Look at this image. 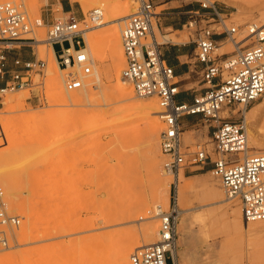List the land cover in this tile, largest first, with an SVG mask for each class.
I'll use <instances>...</instances> for the list:
<instances>
[{"label":"rangeland","instance_id":"obj_1","mask_svg":"<svg viewBox=\"0 0 264 264\" xmlns=\"http://www.w3.org/2000/svg\"><path fill=\"white\" fill-rule=\"evenodd\" d=\"M23 1L31 17L44 19L40 26L34 28V33L29 34L37 40L38 38L43 40H33L31 46L18 51L26 59L42 57L47 60L49 45L46 39L49 26L54 18L69 17L70 14L65 13L64 9H67L70 3L73 5V13L80 20H88L90 12L99 8L86 10L80 2L74 0H48V2L38 0L39 10L32 11L30 8L32 0ZM122 1H130L131 12L136 8L137 0ZM217 1L223 16L228 17L226 21L228 27H240L236 34L237 40L246 35L245 27L248 24L262 23L260 12L264 10V0L252 5L239 0L238 6ZM169 7L168 4L157 6L158 16H164V11ZM162 21L163 18L158 17L161 33L156 39L160 44L167 41L164 35L169 31L162 25ZM106 26L110 25H98L92 28H95L94 30H89L101 48L104 47ZM81 27H84L83 23ZM212 27L218 25L213 24ZM121 28L122 26L120 30ZM189 31L186 27L184 32L186 39L189 37ZM222 42L223 45L216 49L215 55H233L238 52L237 44L232 38L227 37ZM249 42L242 43V46H246ZM69 45L70 43L66 41L56 43L54 47L56 51H60ZM93 58L96 67L102 70L104 84L99 89L100 93L93 94L92 100L88 103L68 106V111L61 113L67 106L63 107L61 102L52 98L53 90L49 86L51 75L47 71L44 78V95L47 99L39 101L41 87L37 85L40 82L38 77L34 78L35 85L32 88L6 92L1 97V102L3 101L0 103L1 124L4 125L9 119L18 121L17 127L10 130L13 132L0 130V153H14L11 154L12 156L5 154L8 157L4 165L14 171V174L7 179V183L10 186L11 183L13 184L15 193H12L15 195L4 189L1 182L0 189L5 193L9 211L20 215L22 222L19 227L7 228L9 245L0 244V256L7 254L9 250L19 252L22 249H25L26 256L23 260L8 259L9 261L0 264H106L104 255L107 245L112 247L134 243L133 252L136 248L144 247L143 227L152 223L159 228L160 223L159 217L146 218L148 211L158 204L167 210L173 204L175 197L181 210L180 219L185 217L188 225V235L184 239L179 233L178 250L181 264H264V223L255 225L246 222L240 201L227 197L221 180L209 168L190 171L196 168L190 166L182 169L184 178L179 186V193L182 190L180 194L175 176L164 173L166 156L160 147V132L164 123L159 115L161 108L157 97H140L134 90L133 100L145 103L153 101L151 103L156 105L157 115L162 123L157 149V160L164 179L161 185L162 199L159 202H151L143 211L139 210V203L144 195L152 196L154 182L148 167L150 149L146 141L145 124L141 119L133 117L128 121L124 120L125 122L119 121L120 123L112 125L110 123V126L109 124L106 126L108 121L102 119L103 124L97 125L98 128L94 127L79 133L78 128L82 124L80 121L65 128L67 130L62 128L65 120L74 113L81 114L83 116L81 120L84 122V116L98 115L101 112L106 115L104 118L112 120L113 113L124 104V101L118 97H106L116 85L114 76L106 74V70L113 66L112 59L101 60L97 55ZM125 65L124 59L122 71ZM96 67L87 77L88 79L94 78ZM62 75L63 72H59V77L62 78ZM122 77L132 85L130 81L124 79L123 73ZM20 94L25 96L22 101L24 106L19 105L20 107L13 112H3L10 103L5 99ZM261 101H264V97L252 102L248 109L255 107ZM24 114L30 115L28 117L30 120H26ZM101 116L102 114L99 115L100 118ZM232 116L238 120L241 118V113L236 112ZM23 125H27V128ZM188 129L182 137L189 151L194 150L198 143H205L210 150L213 148L208 124L203 122L199 128L191 126ZM248 146V151L264 150V115L253 123ZM108 173L113 174L111 178L108 177ZM16 183L18 187H14ZM215 189L220 190L223 196L217 197ZM167 196L170 199L168 204L164 201ZM233 210L241 211L240 220L244 227L250 229L248 233L241 232L234 225L237 215ZM26 214H30V217ZM141 216L145 218L142 219ZM26 221L29 225L31 223L30 227H33V230L29 229L22 239L20 229L25 226ZM1 228L6 226L0 225ZM71 240L75 242L77 240V243L72 244ZM180 241H183L182 245ZM9 247L11 249H8ZM71 260L74 263L70 262ZM110 264H113L112 259Z\"/></svg>","mask_w":264,"mask_h":264},{"label":"built area","instance_id":"obj_2","mask_svg":"<svg viewBox=\"0 0 264 264\" xmlns=\"http://www.w3.org/2000/svg\"><path fill=\"white\" fill-rule=\"evenodd\" d=\"M160 1L137 0L135 11L124 21L121 39L126 61L122 71L124 78L132 83L138 96H155L159 100V114L164 123L160 132V147L166 156L164 169L178 177L185 167H196L190 171L209 168L221 180L227 197L240 201L246 222L264 221V152L247 153L245 124V110L264 97V24H248L246 35L237 40L240 27H228V17L219 10L218 1L197 0L203 12H193L187 27L199 32L197 59L204 63L203 80L208 87L192 102L176 103L179 90L174 68L167 63L161 44L151 36L154 19L159 17L156 8ZM69 14L66 19L54 18L47 37L58 67L63 70L67 92L81 89L84 79L96 67L84 33L102 21L104 11L93 9L88 20ZM42 20V17H31L23 0H0V103L6 92L32 88L35 77L40 79L37 83L41 87L39 101L47 99L44 78L48 61L38 57L26 59L18 52L36 40L29 34L42 24ZM213 24L218 27H212ZM221 35L232 38L239 45L236 54L215 55L220 42L216 37ZM245 40L250 42L242 46ZM66 41L69 46L55 50L56 43ZM240 105H243L238 110L241 118L237 120L232 115ZM226 108H230L229 113L222 116L221 111ZM189 115H201L203 122L208 124L213 142L211 150L205 143L196 144L192 151L185 146L182 119ZM158 212V240L136 248L130 256L131 264H176L181 213L176 197L167 210L160 205ZM21 222L20 215L9 211L5 193L0 189V225L6 226L0 229V244L9 245L8 229L19 227Z\"/></svg>","mask_w":264,"mask_h":264},{"label":"bare ground","instance_id":"obj_3","mask_svg":"<svg viewBox=\"0 0 264 264\" xmlns=\"http://www.w3.org/2000/svg\"><path fill=\"white\" fill-rule=\"evenodd\" d=\"M74 1L80 2L81 5H83V7L86 10L92 9L95 7H99L101 9H103V11L105 10L104 11V17H103L102 21L99 22L98 24L92 26L88 30H86L84 33V37H85V41L87 43V49H88L90 55H92V56L97 55V57L100 58L101 60H104L107 58L112 59L113 66L111 68L108 67L109 69L106 70V74L110 75L111 77L114 76V78L116 79V85H114L115 87L113 88V90L111 91L110 94L106 95V97H118L124 101V104H122V106L120 107L119 110L116 109L118 111L113 113V117H112L113 119L112 120L109 119L111 122L108 119L104 118L105 114H103L102 112H101V114H102L101 118L99 117V115H101V114L93 115V116H87V117L84 116L85 122L83 120H81L83 118V116L81 114H75L74 113L73 115H71V117H69L68 119L65 120L66 122L63 123L64 125L62 128L63 129L69 128L70 126H73L76 123V121H80V123H82V124L78 128V133H79V132H82V131L96 127L97 125L102 123L101 122L102 119L108 121L107 124L104 121V125L106 124V126H107L109 124V126H110V123H111V125L114 123L117 124V122H119V121L125 122L124 120L128 121L129 119H131L133 117H139L141 119L142 123L145 124V132H146V137H147L146 141H147L149 149H150V152L148 151L150 153V156L148 157L149 158L148 167H149V171L151 174V179L154 182V191H153L152 196L149 197V195L148 196L144 195L143 198L141 197L142 200L139 203V207H138L139 210L140 211L146 210V208L148 206H150L151 202H159L162 199L161 185L163 184L164 179H163V176L161 173L160 163L157 160L158 136H159V131H160V127H161L162 123L160 122V119H159L160 114L157 115L158 110H157L156 105L151 103L153 101H151L150 103H145V102H137V101L133 100L134 88L128 82L124 81L123 77H122V68H123L122 63L124 62L125 55H124V50L122 47L120 26H122V28H123V22L125 21V19L129 15H131L135 11V9H133V11L131 12L130 7H132V5H131L130 1H122V0H74ZM219 1L224 2V3H228V4H232L235 6L239 5V0H219ZM260 1L261 0H244V2L248 3L249 5L255 4V3L260 2ZM46 2H48V0H46ZM242 2H243V0H242ZM39 6H40V4H39L38 0H32V4L30 6L32 11H38ZM260 19L262 21V24H264V10L262 12H260ZM155 21L156 22L153 23V30H152V34H151V36L153 38L159 37V35L161 33L160 32L161 29H160V26L158 24V18ZM108 24L110 26L109 27L106 26L107 28H105L106 36L104 38V47L101 48L99 46V42L97 40L93 39V36L91 35V32H89V30L90 29L94 30L95 28L94 29H92V28L96 27V26L98 27V25H108ZM164 38H165V40L169 41L170 39H172V35H168V34L164 35ZM42 40L43 39H39V38L37 40V38H36V41H42ZM248 41L249 40H245L243 43L248 42ZM222 45H223V43L219 44L218 49ZM236 47L240 48L239 45H236ZM40 58L44 59L42 57H40ZM47 61L49 63L48 68H47V72L50 73V75H51L50 79H49V86H50V89L53 90L52 91V93H53L52 98L54 99V101L61 102V104L64 105L63 107L67 106V108L63 109L61 111V113L68 111L67 110V109H69L68 106H72V105H76V104H82L83 105L85 103H88L89 101L92 100L93 94L100 93L101 90H99V89H101L103 87V84H104V80H103L104 78L102 77V74H101L102 70L100 71L96 67L97 71L95 72V76L93 79L92 78L91 79L90 78L84 79V85L81 89L67 93V91L65 92V90H64V84H63V79H62L63 77L62 78L59 77V72H63V70L59 69L58 64L55 60L54 50L51 46H48ZM24 98H25V96H23V94H20L19 96L5 99V100H7V102H10V103H9V106L3 112H13L18 107L24 106V104H22V101ZM117 100L119 101V99H117ZM17 102H18V104H16ZM1 103H3V101ZM242 107H243V105L238 106L237 108L234 109V112H238V110ZM107 110L105 112H107ZM229 110H230V108H226L222 111L224 112L225 115H227L229 113ZM160 111H159V113H160ZM222 111H221V114H222ZM103 112H104V110H103ZM224 114H222V116H225ZM24 115L22 116L23 118H24ZM262 115H264V101L259 102L255 107H252L250 109L247 108L245 110V124H246V128H247V134L249 137L251 136V133H252L253 123L257 119L261 118ZM25 117H27L26 118V120H27L28 117H30V115H28V116L25 115ZM160 117L163 118L161 115H160ZM16 119H17V117H16ZM26 120H23V121H26ZM28 120H30V119H28ZM1 121H2V118L0 117V130H2V131L13 132L10 130H13L14 127H17L16 122L18 120H14V119L10 120L9 119V120H7V122L5 121L4 125L1 124ZM81 121H83V122H81ZM137 121H138V118H137ZM17 124L20 125L19 123H17ZM22 124H24V123H22ZM23 126H25V125H23ZM25 127L27 128V125ZM96 128H98V127H96ZM65 130H67V129H65ZM17 131H19V130H17ZM75 132H76V130H75ZM249 137H248V140H249ZM114 148H116V147H114ZM248 149H249V146H248ZM259 152H264V150L261 149V150L247 151V153H249V154H256ZM5 154L11 155L14 153H8V152L0 153V182L2 183V186L4 187V189H7V191H11V194L13 195L15 193L14 188H12L13 184L11 183L12 186L8 185L7 179L9 177H11L12 174H14L13 173L14 171L12 169H10L9 167H6L4 165V162L8 157ZM114 170H115V168H114ZM164 173H168V172L166 171ZM111 175H113V174L108 173L109 178H111ZM183 178H184V175L182 173H180L178 175V177L177 176L175 177V183L178 187V189H177L178 193H179V186H180V183L183 180ZM118 180H119V178H118ZM14 185H16L14 187H18L17 183ZM71 186H72V184H71ZM102 186H104V184H102ZM180 189H181V187H180ZM180 191L182 192V190H180ZM12 192H14V193H12ZM67 193L69 194L70 192L67 191ZM215 193H216L217 197L223 196L222 192L218 189H215ZM16 196L18 197V195H16ZM12 199H13V197H12ZM164 201L166 204H168L170 202L169 196H167L164 199ZM160 205L161 204H158L153 209L149 210L146 218L159 217L158 209H159ZM77 206H79L78 203H77ZM233 211L237 215V217L234 221L235 222L234 225L236 226V228L241 230V232H247L248 233L250 229L247 227H244L243 224L241 223V220H240L241 211L240 210H233ZM233 211H232V213H233ZM26 216L30 217V214H26ZM141 218L144 219L145 217L141 216ZM94 219H96V218H94ZM81 220L83 221L82 218H81ZM118 220H120V219H118ZM250 223H255V225H256L259 223H264V221L250 222ZM30 225H31V223H30ZM30 225H29L28 221H26L25 226H23L20 229L22 239L25 237V234L28 233L29 229H30V231L33 230V227L31 228ZM178 230H179V233L181 234L183 239L188 235V225H187L185 217L180 219L179 225H178ZM143 233L145 236V242H144L143 246L146 247V246L153 244L156 241V238L159 235V228L157 225L149 223L147 226L143 227ZM104 234H106V233H104ZM98 238H100V237H98ZM21 241H23V240H21ZM107 242H109V241H107ZM73 243L74 244L77 243V240H76V242L72 241V244ZM101 243H102V241H101ZM182 244H183V241H180V245H182ZM105 246H106V244H105ZM108 246L109 245H107V247ZM107 247L105 248V255H104V258L106 260V264H110L111 259L113 260V264H131L130 256H131L133 249L135 247L134 243L133 244H127V245H116V246H112V247L110 246L108 248ZM8 249H11V248L9 247ZM25 254H26L25 249H22L19 252L18 251L15 252L14 250H9L7 252V254L0 256V263H4L5 261H9L8 259H13V260L16 259L17 260V258H20L21 260H23V259H25V256H26ZM175 256H176V264H181L180 259H179V250L178 249H177ZM102 260H103V258H102ZM70 262H72V260ZM72 263H74V262H72Z\"/></svg>","mask_w":264,"mask_h":264},{"label":"crops","instance_id":"obj_4","mask_svg":"<svg viewBox=\"0 0 264 264\" xmlns=\"http://www.w3.org/2000/svg\"><path fill=\"white\" fill-rule=\"evenodd\" d=\"M168 4L164 11L162 25L167 28L172 39L160 45L162 53L169 65L174 68V78L179 92L175 97L176 103L192 102L198 94H203L208 84L203 80L204 63L197 59L198 31H189L188 39L184 32L193 12H203L197 0H161L157 5ZM64 5V4H63ZM65 13H73V5L64 9ZM159 24V23H158ZM201 26V25H200ZM222 44L226 35L216 37ZM187 118V120H186ZM201 115H189L182 119L183 133L189 127H201Z\"/></svg>","mask_w":264,"mask_h":264}]
</instances>
